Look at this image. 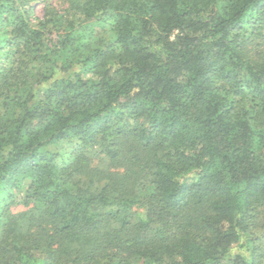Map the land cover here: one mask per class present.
<instances>
[{
    "label": "trees",
    "instance_id": "obj_1",
    "mask_svg": "<svg viewBox=\"0 0 264 264\" xmlns=\"http://www.w3.org/2000/svg\"><path fill=\"white\" fill-rule=\"evenodd\" d=\"M30 1L0 0V264H264V0Z\"/></svg>",
    "mask_w": 264,
    "mask_h": 264
},
{
    "label": "rangeland",
    "instance_id": "obj_2",
    "mask_svg": "<svg viewBox=\"0 0 264 264\" xmlns=\"http://www.w3.org/2000/svg\"><path fill=\"white\" fill-rule=\"evenodd\" d=\"M30 5L32 8V18H42L45 10L51 9L55 12H62L66 7V3L64 0H31ZM4 196V192L0 190V198ZM25 209V206L22 204H13L11 210L13 212L22 211ZM256 233L260 232L259 228L255 229Z\"/></svg>",
    "mask_w": 264,
    "mask_h": 264
}]
</instances>
